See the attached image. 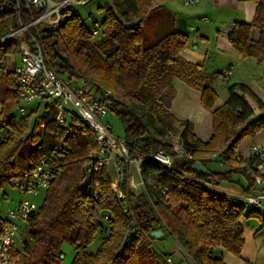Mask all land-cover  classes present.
Returning <instances> with one entry per match:
<instances>
[{
	"label": "trees",
	"instance_id": "obj_1",
	"mask_svg": "<svg viewBox=\"0 0 264 264\" xmlns=\"http://www.w3.org/2000/svg\"><path fill=\"white\" fill-rule=\"evenodd\" d=\"M110 1V6L97 7L103 16L93 18L91 26L74 6L65 7L58 25L39 27V39L46 62L60 76L87 83L92 96L110 91L109 110L122 124L130 155L145 157L143 187L135 192L122 182L124 197L120 198L111 187L107 166L88 173L84 166L97 149L95 136L76 118L66 133L54 119L53 100L40 99L17 117L13 105L18 88L12 69L1 73L0 114H8L9 121L7 135L0 140V191L58 144L62 147L49 160L50 185L42 204L25 222L29 242L15 249L13 264H60L63 242L73 246L71 264H141L139 248L142 242L154 240L150 232L155 229L164 232L160 239L170 236L177 241L184 250L183 259L191 264H225L214 248L222 246L239 256L244 243L241 221L254 218L264 226V215L259 208L235 203L209 186L233 182L234 176L241 175L247 183L243 192L249 193L255 180L247 169L264 179V172L257 170L264 160L254 154L243 157L238 151L244 137L264 128V115L252 117L245 95L253 93L242 82L229 84L227 99L216 104L214 83L227 75L221 70L208 73L203 63L180 56L187 34L174 30V19L167 12L153 14L165 0ZM240 1L255 3L254 17L250 22H233L228 42L243 58L259 64L264 61V0ZM12 20L11 14H0V36ZM95 22L96 34L91 30ZM254 28L257 38L251 36ZM16 45V40L0 44V54L11 52ZM174 78L185 79L198 90L200 104L210 111L207 139L195 134L189 119H179L170 110ZM174 133L178 134L176 143L170 138ZM156 150L171 156L169 168L151 157ZM196 161L208 173L194 170ZM103 215L107 221L101 220ZM3 222L0 215V227ZM106 224L109 230L101 235ZM96 232L100 244L87 252ZM152 252L151 261L157 258L156 264H175L169 253L160 256L155 248Z\"/></svg>",
	"mask_w": 264,
	"mask_h": 264
},
{
	"label": "built area",
	"instance_id": "obj_2",
	"mask_svg": "<svg viewBox=\"0 0 264 264\" xmlns=\"http://www.w3.org/2000/svg\"><path fill=\"white\" fill-rule=\"evenodd\" d=\"M89 1L91 0H0V14L14 16V20L7 23L6 32L0 36V44L10 40L17 41L15 53L17 59L14 57L9 61V52L0 54V74L12 69L15 85L18 88L15 109L20 114L25 113L24 103L51 98L55 102L54 119L66 133L70 132L72 118H76L94 134L97 149L90 155V161L84 168L91 173L99 167L113 164L114 176L111 178V187L121 198L124 197V192L120 188V183H127L129 179L131 184L133 177L136 176L143 187L141 166L145 157L130 155L124 136L115 135L111 124L104 120L109 111L110 91L106 90L97 96H92L88 92L87 83L71 82L60 76L56 69L46 62L39 39V27L58 25L63 20L62 10L65 7L74 4L84 5ZM183 2L191 5L198 3L199 0H183ZM206 19V17L201 18L204 21ZM91 30L94 34L98 32L97 22ZM8 121V114H0V140L7 135ZM60 149H62L61 144H58L35 165L26 168L19 177L13 179L12 186L18 191L20 199L8 209L0 227V264H12L17 230L20 223H25L33 210V205L27 197L35 196L49 187L52 178L49 160L53 159ZM250 149L252 154L264 160V146L253 144ZM177 151L183 153L180 148ZM151 157L167 168L171 166V156L161 150L154 151ZM260 169H263L262 164L257 165L258 172ZM247 171L254 178L257 186L249 193L228 195L229 200L246 207L264 209V179L252 170L247 169ZM94 198L97 199V196ZM101 220L107 221L108 216L103 215ZM108 230L109 224H106L101 235H105ZM167 261L171 263L170 258H167Z\"/></svg>",
	"mask_w": 264,
	"mask_h": 264
},
{
	"label": "rangeland",
	"instance_id": "obj_3",
	"mask_svg": "<svg viewBox=\"0 0 264 264\" xmlns=\"http://www.w3.org/2000/svg\"><path fill=\"white\" fill-rule=\"evenodd\" d=\"M105 3H107L108 6L111 5L110 0H91L87 4L81 5V4H74V7L76 11L80 14L81 18L83 19L84 23L87 26L92 25L93 18L100 20L103 16V11H99L97 9L98 6H103ZM210 4H206V0H200L198 3L186 5L183 0H173V12L177 11L183 15V17L186 19V27L187 31H185V34H187V45H190V41L194 39L196 44H199V50L203 51V46L205 45L206 48L209 49L206 56V61L209 64L211 61L216 64L220 60H216L215 57L217 56L216 53L213 51V48L215 44H217V36L221 34L225 28L229 25L228 22H235V21H243L241 16L236 12V10H231L229 8L222 9V10H211L210 8L213 6L212 2L209 1ZM91 14V15H90ZM205 16L207 21H200L199 18ZM228 24V25H225ZM200 33L203 35L204 38H201ZM220 39V35H219ZM186 45V44H185ZM234 54L229 55L231 56V61L233 63V72L232 75L229 78H222L219 77L216 79L214 83V88L218 94V100L216 104H220L223 99H226L228 97V90L227 87L229 84L239 80V76H241V71H244L246 68H248L251 72H259L261 71V63L257 64L255 61L253 62V59L251 58H245L246 61H252L253 67L252 69H249L245 63H238L237 57L239 56V53L236 50H233ZM9 61H12V59L15 57L16 53V47L11 50ZM214 56V58H213ZM220 57V55H218ZM243 58V57H242ZM225 62V61H223ZM225 63H222L221 65H217L216 67H213L211 70H215L216 68L223 67ZM260 65V66H256ZM208 70L210 68L206 66ZM244 67V68H243ZM246 67V68H245ZM206 69V70H207ZM228 74V73H227ZM226 75V74H225ZM261 75V73H260ZM185 87H189L191 90L196 91V89L191 88L189 85H187L186 80L179 79ZM255 89L260 92L262 98L264 99V86H255ZM198 91V90H197ZM195 93H198V92ZM182 94V93H181ZM196 95V94H195ZM245 95V99L246 96ZM184 96V95H183ZM195 96H192L189 101L183 100L184 105L187 106L188 111L195 116V120L198 121L200 116L199 113H196L195 109H193V106H195ZM48 102H51V98H47ZM171 100V99H170ZM248 104L254 109L258 110L259 106H254L251 104L253 101L247 100ZM38 103L37 100H33L29 103H24V107L27 109V112L29 111L30 107L35 106ZM183 105V106H184ZM184 108H186L184 106ZM206 110V108H204ZM204 110V111H205ZM208 110V109H207ZM9 111V110H8ZM7 111V112H8ZM6 112V113H7ZM16 116L19 117L20 114L16 110ZM107 117L111 122L112 131L115 135L123 136V127L122 124L117 117V115L109 110L107 113ZM254 117V116H252ZM171 140L176 143L178 140V134L174 133L170 135ZM252 137L246 136L244 137L241 142L239 143L238 150L242 155H248L250 154L249 146L251 145ZM221 158L219 155L217 158ZM219 163V161L217 162ZM108 170L110 171L111 178L114 176V167L113 164L107 165ZM134 176V174H133ZM126 187L129 189H132L135 192H139L142 189V184L139 183V180L136 176L133 177V181L130 184V181L128 179ZM3 193H6L5 196H3ZM45 192L40 191L35 196H28L27 198L30 200V202L33 205V209L37 210L38 207L42 204L43 198H44ZM20 199V195L18 191L12 186V184L5 185L1 191H0V215L3 217L9 208L13 207L18 200ZM24 241L29 242V231L27 226L24 222L20 223V226L17 230L16 239H15V248L20 249L22 246V243ZM100 244V234L99 232H96L94 235L93 241L88 245L86 248L87 252H93L96 250V248ZM153 248H155L158 251V255H164L166 253L171 254L172 259L174 260L175 264L179 263V259L184 257V250L181 247V245L175 241L171 237H166L164 239H154L151 243H147L146 241L141 243V246L139 248L140 250V262L141 264H156V260L153 262L151 259H154V252H152ZM151 251V252H150ZM61 252L63 257L60 259V264H71V261L74 256V249L71 244L68 242H63L61 245ZM153 253V254H151ZM178 258V259H177ZM14 260H16V256H14ZM14 260L12 264L14 263ZM184 264H191L189 260H187Z\"/></svg>",
	"mask_w": 264,
	"mask_h": 264
},
{
	"label": "crops",
	"instance_id": "obj_4",
	"mask_svg": "<svg viewBox=\"0 0 264 264\" xmlns=\"http://www.w3.org/2000/svg\"><path fill=\"white\" fill-rule=\"evenodd\" d=\"M200 1V0H199ZM209 1L212 2V7L210 8L211 10H222V9H231V10H236V12L242 17L241 19L244 22H250L255 13L256 5L253 2L250 1H240V0H206V4H210ZM161 9L155 10L153 12H161L165 11L167 12L170 16L173 17L174 19V30L176 32L180 33H185L187 31L186 27V19L181 15V13L175 11L173 12V0H165L161 3ZM205 17V16H202ZM199 18L200 21L201 18ZM207 21V20H205ZM233 21L228 22L227 28L217 36V44H215L213 51L216 53L215 59L218 61L220 60L217 64L216 62H210L209 64L206 61V56L207 52L209 51L208 48H206L205 45L203 46V51L199 50V44H196L194 42L195 40L192 39L190 41V45H186L182 48L180 51V56L183 57L185 60L195 63V64H204L205 70L207 69L206 66L210 68V70H206V72H214V71H219L221 70L222 72H227V78H229L232 75L233 72V63L229 60H231V56L233 55L235 50L231 44L228 42V29L229 26ZM201 38H204L203 35L200 33ZM251 36L252 38H257L258 36V29L254 28L251 31ZM238 52V51H237ZM239 53V52H238ZM220 55V57L218 56ZM239 56H241L239 54ZM214 58V56H213ZM15 59H17V55L15 54ZM237 62L238 63H245L249 67V69L254 68L253 67V62L252 61H246L245 58L242 57H237ZM225 61V62H223ZM222 63H225L223 67L216 68L215 70H211L213 67H216L217 65H221ZM260 66V65H256ZM244 68V67H243ZM246 68V67H245ZM261 73V75H260ZM263 73H264V61L261 64V71L255 73L251 72L246 68L244 71H241V76H239V80L235 82H242L247 87L252 91L253 95L248 94L246 96V99L253 101L251 103L253 106L254 104L259 106L258 110H254L253 108V114L252 116L256 117L259 115H264V99L262 98L260 92H258L255 89V86H264L263 84ZM172 84V98L170 100V110L178 117L179 119H189L194 128L195 134L202 140H205L209 137L211 133V113L209 110H205L204 107L200 104V93H195L194 90H191L189 87H185L183 83L178 79L174 78L171 82ZM182 93V94H181ZM196 94V95H195ZM184 95V96H183ZM195 96V106H193V109H195L196 113H199V120H195V116H193L190 111H188V108L186 105H184L183 100H188L192 97ZM227 99V98H226ZM226 99H223L222 102H224ZM38 101V100H37ZM221 102V103H222ZM186 108H184V106ZM13 111L15 110V105H13ZM12 109V108H11ZM10 109V110H11ZM205 110V111H204ZM12 110L10 111V113ZM109 112V111H108ZM105 121H108L110 124V120L107 117V114L104 118ZM253 144H258L261 146H264V128H262L257 134L252 136V142L251 145ZM251 145L249 146V151L250 154L248 155H242L240 152L239 154L243 157H248L252 154L251 152ZM239 151V150H238ZM263 169L259 172L263 173L264 172V163L262 164ZM233 182H221L218 185H210L209 187L219 193L225 194V195H237V194H242L243 192V187L246 186V180L244 179L243 176H234ZM255 183V187H256ZM254 187V188H255ZM253 188V189H254ZM252 189V190H253ZM251 190V191H252ZM6 195V193H3ZM264 204V201H263ZM261 213L264 215V209L260 208ZM7 214V213H6ZM6 214L3 216L5 218ZM242 224V230H243V239L244 243L242 245L240 255L236 256L232 252L228 251L222 246H218L214 248V253L220 257H222L223 261L225 264H264V226H261L259 221L254 219V218H249V219H244L241 221ZM163 232V231H162ZM164 235V232H163ZM170 237V236H166ZM165 237V238H166ZM172 238V237H171ZM170 258L171 254H169ZM178 259V258H177ZM181 260L183 259L180 258ZM174 262V260L172 259ZM187 260L185 258L183 261H181V264H184Z\"/></svg>",
	"mask_w": 264,
	"mask_h": 264
},
{
	"label": "water",
	"instance_id": "obj_5",
	"mask_svg": "<svg viewBox=\"0 0 264 264\" xmlns=\"http://www.w3.org/2000/svg\"><path fill=\"white\" fill-rule=\"evenodd\" d=\"M192 168L198 172L201 173H208V170L206 169V167L199 161H196L193 165ZM163 236V232L161 229H155L153 231L150 232V237L152 239H159ZM63 255H60V258H62Z\"/></svg>",
	"mask_w": 264,
	"mask_h": 264
}]
</instances>
